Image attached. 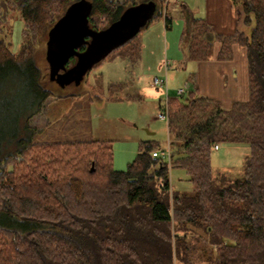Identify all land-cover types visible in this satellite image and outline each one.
I'll return each instance as SVG.
<instances>
[{"label":"trees","instance_id":"obj_1","mask_svg":"<svg viewBox=\"0 0 264 264\" xmlns=\"http://www.w3.org/2000/svg\"><path fill=\"white\" fill-rule=\"evenodd\" d=\"M77 2L87 4L95 33L126 9L150 6L136 34L111 50L123 49L118 56L137 54V35L152 21L171 22L166 0H4V11L9 4L20 11L24 42L15 55L0 41V76L9 73L29 95L14 109L7 149H0V264H264V0H239L237 20L252 30L234 36L215 34L184 5L186 59H208L214 41L219 60L231 57L232 43L243 48L248 98L225 108L196 89L169 97V161L152 155L164 149L158 143L141 141L124 171L113 168L109 141L31 140L29 120L54 96L35 48ZM76 62L69 57L64 67ZM219 143L248 145L241 178L213 175ZM172 169L185 171L183 188L172 185Z\"/></svg>","mask_w":264,"mask_h":264},{"label":"rangeland","instance_id":"obj_2","mask_svg":"<svg viewBox=\"0 0 264 264\" xmlns=\"http://www.w3.org/2000/svg\"><path fill=\"white\" fill-rule=\"evenodd\" d=\"M0 1L3 6L0 10V41L9 43L11 53L17 55L24 42V21L17 8L9 4V9L4 11V0ZM184 5L193 17L202 18L201 10L195 7L196 0H166L163 8L171 21L167 28L163 18L152 21L137 35L139 51L136 55L118 56L123 49L113 50L93 63L76 83L60 85L48 81L47 43L40 42L34 57L54 96L46 99L40 112L29 120V125L35 129L31 140L34 143L109 141L112 165L117 171H124L132 162L141 141H152L165 148L168 140L166 120L158 115L178 88L192 90L188 74L199 64L186 59L188 39L182 38L186 30ZM138 18L143 19V13L138 14ZM212 53L213 49L206 60ZM165 60L169 61L167 90L165 86L155 85V78L165 76ZM183 63L185 69H182ZM200 65L202 69L205 65L211 66ZM8 74L0 76L1 150L8 146L4 139L11 137L14 109L29 95L28 88L12 84ZM248 156L247 144L219 143L211 153L213 175H225L231 180L241 178ZM170 179L175 188L186 185V174L182 169H172Z\"/></svg>","mask_w":264,"mask_h":264},{"label":"crops","instance_id":"obj_3","mask_svg":"<svg viewBox=\"0 0 264 264\" xmlns=\"http://www.w3.org/2000/svg\"><path fill=\"white\" fill-rule=\"evenodd\" d=\"M196 2L195 7H199L202 12L201 17L212 27L215 34L220 36H234L237 32H242L245 35L250 34L252 24L237 20L239 2L235 3L234 0H202L201 2L196 0ZM212 49V57L206 61H196L199 63L198 67L196 70L194 69V72L188 74L189 88L196 89L199 96L217 100L223 107H229L225 105L231 101L246 100L249 82L245 50L232 43L231 57L219 60L217 56L221 49V43L214 41ZM190 62L194 63L195 61L190 60ZM200 64H211V66L205 65V69H202ZM185 67L186 65L183 63L182 69Z\"/></svg>","mask_w":264,"mask_h":264},{"label":"water","instance_id":"obj_4","mask_svg":"<svg viewBox=\"0 0 264 264\" xmlns=\"http://www.w3.org/2000/svg\"><path fill=\"white\" fill-rule=\"evenodd\" d=\"M149 7V5H139L129 8L123 12L116 25H112L105 31L95 33L89 29L86 23L87 4L84 2L72 4L67 9L65 15L48 32L46 59L52 67V71L56 72L57 69L64 68V64L68 61L69 57L75 55L77 57L76 64L67 70V72L59 74L58 79L62 77L67 79L69 76H75L77 78L76 82H79L93 63L103 59L114 47L136 34L138 28L150 14ZM142 13L143 19L138 18L137 20L138 14ZM116 26L120 33L123 34V32L130 31L129 34L118 38L117 34L119 33H115L114 31ZM74 35L81 37L90 35L93 38L100 36L103 42L102 45H99L94 40L87 46L85 52L77 54L74 49L78 44L72 43ZM58 36L63 37V41L57 42V40H54ZM64 84L68 83H60V85Z\"/></svg>","mask_w":264,"mask_h":264},{"label":"flooded vegetation","instance_id":"obj_5","mask_svg":"<svg viewBox=\"0 0 264 264\" xmlns=\"http://www.w3.org/2000/svg\"><path fill=\"white\" fill-rule=\"evenodd\" d=\"M127 10V9H126ZM125 10V11H126ZM119 21V20H118ZM118 21H116V22H114L112 25H116V23H118ZM111 25V26H112ZM110 26V27H111ZM116 28H117V26H116ZM114 29V31H115V33H119V34H117V37L118 38H120V37H122V36H126L127 34H129V32L130 31H128V32H123V34L122 33H120V31H119V29L117 28V29ZM63 38V37H62ZM61 38V36H58V37H56L54 40H57V42H59L60 40L61 41H63V39ZM96 41L99 45H102V42H103V39L99 36V37H92V36H90V35H85V36H79V35H74L73 37H72V43H76V44H78L76 47H75V49H74V51L77 53V54H81V52H80V48L82 47V46H84L85 48H86V46L87 45H89V44H91L92 43V41ZM45 42L47 43L48 42V35H47V38H46V40H45ZM87 49V48H86ZM46 50H47V46H46ZM47 53V52H46ZM46 53H45V56H46ZM83 53V52H82ZM71 57H74L75 59L77 58L75 55H73V56H71ZM45 59H46V57H45ZM46 61H47V59H46ZM47 67H48V80H50V81H52L53 82V84H56V83H73V82H76V77L75 76H69L67 79H65V77L63 78H59L58 79V77H59V74H63L64 72H67V70H69V67H62V68H59V69H57V71L56 72H54V71H52V67L50 66V64L48 63V61H47ZM71 68V67H70ZM66 74H68V73H66ZM64 85H67V84H64Z\"/></svg>","mask_w":264,"mask_h":264},{"label":"built area","instance_id":"obj_6","mask_svg":"<svg viewBox=\"0 0 264 264\" xmlns=\"http://www.w3.org/2000/svg\"><path fill=\"white\" fill-rule=\"evenodd\" d=\"M169 62L167 60L164 61V71H165V76L164 78H155V85L158 86H165V90H167V70H168ZM185 90L183 88L178 89L177 93H183ZM159 118H162L167 121L168 119V113L166 107L162 109V111L158 115ZM214 149H217V146H214ZM154 157H160L162 159L169 161V148L166 146L163 150H160L156 153L152 154Z\"/></svg>","mask_w":264,"mask_h":264}]
</instances>
